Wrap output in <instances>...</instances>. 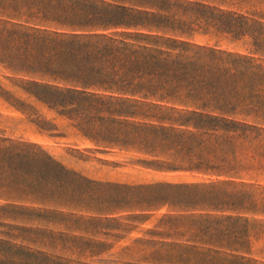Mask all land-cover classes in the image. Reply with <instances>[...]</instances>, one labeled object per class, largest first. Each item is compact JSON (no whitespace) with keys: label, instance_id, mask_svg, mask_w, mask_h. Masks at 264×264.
I'll list each match as a JSON object with an SVG mask.
<instances>
[{"label":"rangeland","instance_id":"obj_1","mask_svg":"<svg viewBox=\"0 0 264 264\" xmlns=\"http://www.w3.org/2000/svg\"><path fill=\"white\" fill-rule=\"evenodd\" d=\"M148 1L43 0L27 16L20 0H0L10 33L43 43H65L70 34L148 36L191 49L181 63L206 62L219 82L195 98L181 88L190 106L161 89L123 95L120 83L98 76L93 88L113 92L87 90L104 103L93 112L67 104L71 88L57 79L67 76L65 66L0 45V264H205L203 257L264 264V0ZM108 7L162 19L157 29L89 32L52 21L71 15L63 24L80 18L98 26L80 12ZM224 105L229 112L211 110ZM125 113L131 117L113 115ZM210 116L227 129L213 127ZM130 123L151 127L145 142L130 146V135L121 147H105L86 136L112 145Z\"/></svg>","mask_w":264,"mask_h":264},{"label":"trees","instance_id":"obj_2","mask_svg":"<svg viewBox=\"0 0 264 264\" xmlns=\"http://www.w3.org/2000/svg\"><path fill=\"white\" fill-rule=\"evenodd\" d=\"M43 0H20L18 4V11H26L32 15L41 5ZM149 1L145 0V5L148 6ZM65 13L63 10H54ZM68 12V11H67ZM71 12V11H69ZM140 12V13H139ZM145 11H138L119 7H108L101 10L90 8L87 11L80 12V16L89 23V21H99L98 26H89L82 24L81 19H76V22L71 24H63L65 22L73 21L72 16L52 15L56 18L52 19L54 25L60 28H68L71 31H86L89 32L91 28L96 27L99 30H107L109 28H140L143 30L157 29L156 19H162L156 15H149ZM91 15L96 17L90 18ZM143 15L145 17H140ZM70 17L71 20H66ZM90 18V19H89ZM144 20V22H141ZM148 21V22H147ZM68 38L65 43H52L48 41L43 43L41 39H35L22 35L10 33L8 28H5L3 21H0V45L5 47L7 51L13 50L15 52L21 51L20 55L23 58H31L37 60L38 56H47L53 58L58 62L59 71L66 69V77H57L59 81L64 82L68 88V99L66 100L69 106L78 109V104L85 105L93 110V112H100V108L104 105L100 97L87 90L101 89L113 92L107 87H95L93 80L101 77L106 80H114L125 88H119L118 93L123 95L142 97H152L150 91L161 89L165 97H172L173 102L178 105H190L181 103L179 94L181 88L186 90V96L195 98L199 96L196 91L200 89H207L213 91L215 84L218 82V77H213V71L218 70L213 66H209L203 62L198 68H191L200 60L181 63L182 54H189L191 49L181 51V46H171L156 44L154 41H149L148 36H131L129 34H70L63 35ZM43 43V44H42ZM173 43V42H171ZM181 45V44H180ZM189 50V51H188ZM213 54L211 52H205ZM197 54V52H193ZM204 60L208 59L207 55H203ZM39 61V60H38ZM185 64V66H184ZM188 71L186 73L185 71ZM209 70V71H204ZM142 87V88H141ZM213 93V92H212ZM51 101H55V96L50 94ZM164 97H159L158 100H164ZM212 111L222 114L225 111L229 112L226 105L214 107ZM116 117H131L130 113L113 114ZM213 120L215 124L213 127L219 130L227 129L226 126L220 125L221 118L218 116L208 117ZM120 122L116 121V124ZM132 126L131 132H120L119 135L124 138L117 140L112 145L104 138L94 139L88 135L91 141L101 146H116L121 147V144L126 140L125 137L130 135L134 139H140L145 142L150 133L149 125H140V123H130ZM2 154H8L3 151ZM2 161L1 164H5ZM214 241V240H212ZM209 241V245H212ZM216 245V244H215ZM204 258L205 264H208L211 259ZM235 261H228L225 259H212L213 264H231Z\"/></svg>","mask_w":264,"mask_h":264}]
</instances>
